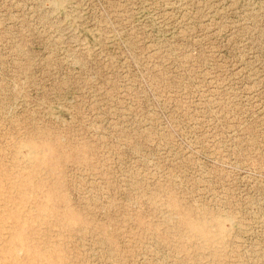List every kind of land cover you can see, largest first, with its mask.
Wrapping results in <instances>:
<instances>
[{"label":"rangeland","instance_id":"obj_1","mask_svg":"<svg viewBox=\"0 0 264 264\" xmlns=\"http://www.w3.org/2000/svg\"><path fill=\"white\" fill-rule=\"evenodd\" d=\"M0 264H264V0H0Z\"/></svg>","mask_w":264,"mask_h":264}]
</instances>
